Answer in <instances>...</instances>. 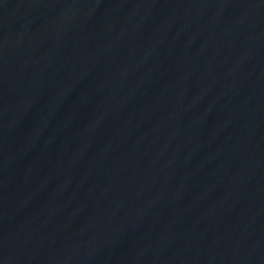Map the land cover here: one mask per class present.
I'll list each match as a JSON object with an SVG mask.
<instances>
[{"label":"water","instance_id":"obj_1","mask_svg":"<svg viewBox=\"0 0 264 264\" xmlns=\"http://www.w3.org/2000/svg\"><path fill=\"white\" fill-rule=\"evenodd\" d=\"M0 264H264V0H0Z\"/></svg>","mask_w":264,"mask_h":264}]
</instances>
